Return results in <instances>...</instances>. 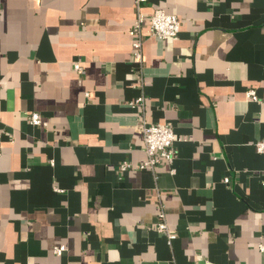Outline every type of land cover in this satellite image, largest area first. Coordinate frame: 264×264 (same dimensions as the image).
<instances>
[{
  "label": "crops",
  "instance_id": "crops-1",
  "mask_svg": "<svg viewBox=\"0 0 264 264\" xmlns=\"http://www.w3.org/2000/svg\"><path fill=\"white\" fill-rule=\"evenodd\" d=\"M156 8L180 29L140 72L134 0H0V264H264V0ZM142 119L172 127L173 172L137 168Z\"/></svg>",
  "mask_w": 264,
  "mask_h": 264
},
{
  "label": "built area",
  "instance_id": "built-area-1",
  "mask_svg": "<svg viewBox=\"0 0 264 264\" xmlns=\"http://www.w3.org/2000/svg\"><path fill=\"white\" fill-rule=\"evenodd\" d=\"M146 0H134L136 7V18L133 24L134 38L131 42L132 46V61L137 64L140 72L142 70L143 53L142 44L146 35L154 36L158 39L164 40L168 37L175 36L180 29V21L177 16L171 13L165 12L162 8H156L148 18L147 26L145 24V16L141 12V4ZM73 69L76 72H81V65L78 62L73 64ZM88 92L85 95L88 96ZM247 98L251 100H257L255 90L250 89L246 93ZM144 96L141 94L134 101L130 102V105H143ZM29 122L33 125L46 126L44 121L38 112H31L28 116ZM141 133H142V145L146 154V159L138 164V169H150L154 171L159 164H166L170 167V172H173L171 164L175 158L176 150L174 146L175 136L171 126L159 123V122H147L145 119L141 121ZM257 152L264 154V140H259L254 144ZM53 164V160H51ZM130 162H122L119 164L118 169L124 171L130 168ZM225 182H228V177L224 178ZM57 191L61 189L55 188ZM158 222L156 230L162 232L166 236L167 243L170 245L172 240L176 237V234L171 230L166 222L165 213L162 204L159 206ZM264 238V233L261 236ZM258 250L264 252V244L259 242L257 244ZM64 249V246H54L53 251L56 254H60ZM203 264H217L215 262L206 260Z\"/></svg>",
  "mask_w": 264,
  "mask_h": 264
}]
</instances>
